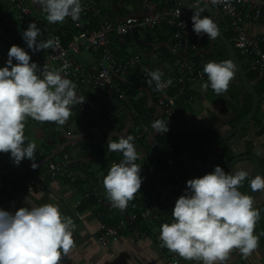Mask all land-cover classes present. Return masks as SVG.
I'll list each match as a JSON object with an SVG mask.
<instances>
[{"label":"crops","instance_id":"obj_1","mask_svg":"<svg viewBox=\"0 0 264 264\" xmlns=\"http://www.w3.org/2000/svg\"><path fill=\"white\" fill-rule=\"evenodd\" d=\"M193 1L195 0H190V3ZM92 4L120 18L131 16L144 17L148 14V12L141 8L138 0H93ZM31 5L34 15L42 21V25L37 24V26L41 29L44 39H51L53 34L62 33L69 27L70 24L65 22L49 24L46 19V13L42 11V6L38 5L37 0H31ZM215 13L216 20L223 32L225 22L217 9H215ZM204 15L206 14H202V18ZM4 20H8L15 34L18 35L20 47L25 48L26 51L31 53L21 37L22 31L27 28H23L21 23L18 22L17 13L11 0H0V24ZM247 30L251 37H264V20L257 24L252 23L251 20H247ZM172 35L173 30L171 31L163 26L159 27L154 32V35L147 40L145 34H140L139 38H126L122 42L117 37H112L111 43L114 46L113 50L115 54L121 59L142 54L148 63L156 64L162 62L170 71L177 68L179 58L173 48ZM135 46L136 49L139 48L140 53H137L136 49H133L134 54L132 52L129 53L128 47ZM6 51V43L0 40V54ZM216 51L215 61L226 60L220 50L217 49ZM205 53L207 56L212 54V52L207 51L206 46ZM35 55L43 59L47 56V50L37 52ZM239 59L243 63L244 71L260 98L258 112L252 123L246 126L240 135L221 143L208 153L205 160V170L208 172L213 171L216 166L222 167L236 157L254 156L260 161L264 173V80L253 73L249 60ZM76 60L85 66V68L94 66L96 62L95 57L87 53L77 56ZM208 60L211 59L208 58ZM50 68L55 70V66ZM170 76L175 77V74L171 72ZM200 85L190 86L184 101L176 115L172 118L179 119L178 131L172 128H169L168 131L169 134H172L173 138L175 137L180 141L177 149V161L180 168L188 172L191 178L204 175L200 170L201 156L204 149L237 126L242 119L249 115L254 106L253 97L245 93L237 73L230 82L227 91L220 95L215 94L210 88L202 92ZM77 94L85 101L83 104H80L81 106L76 105L74 109L72 108L71 114H74L76 118L79 117L78 121H80L81 117H84L87 122L78 127L74 124V119L69 118L60 127L59 132L61 135L57 136L56 140L51 138V142L48 138L45 139V145L36 148L33 159L40 167L46 161L58 157L64 151L81 146L84 148V154L75 162L74 167L78 178L74 181L61 178L51 184L45 193L20 194L13 198L12 201L9 200V189L7 192H0V208L15 211L21 207L38 206L43 203L58 204L61 212L71 217L75 226L73 231L74 246L67 255H64L71 264H173V261L170 260L172 252L167 248H159L161 243L159 240V227L154 224H135L122 235L118 243L113 244L107 249H100L96 245L97 237L105 228L113 222H118L128 217L132 214V211L130 210V212L128 208L124 211L113 209L110 202L106 206H98L93 202L79 209L75 207L76 201L81 198L90 182H96L104 189L102 183L103 177L107 174L111 165L114 162H118L111 158V153L116 154L118 156L116 158H121L122 156L120 153L108 152L106 156L99 157L95 154L98 147H94L96 149L91 148L95 144L100 146L107 144L110 136H112L113 140H116L122 134L133 136L135 130H127L132 121L130 111L112 93L105 92L101 99L90 93L91 100L89 101L85 99L83 91L77 85ZM133 96V100L139 102L138 107L140 110H146L144 112L146 116H144L146 118L145 123L149 127L152 128V123L156 119H167L161 115L153 97L140 93L138 88L134 89ZM86 107H88V110H83ZM107 115H112L116 119L118 127L113 128L112 126L105 125L96 129L95 118ZM51 125L53 126L54 124L52 123ZM138 125L136 123V127ZM34 129L46 131L43 126L32 127L25 125L26 142H32L28 137ZM33 138L37 140L35 136ZM103 141L104 144L102 143ZM137 150L139 156L137 164L141 168V176L143 178L142 187L145 186L146 191L150 190L154 192L165 184L164 179L160 180V182H153L150 178L152 173H160L161 166L156 156L151 153L146 142L141 143ZM1 162V171L6 168V171L11 169L19 172L24 166L29 165L33 161L25 159L19 167H16L9 155L0 154V165ZM97 166L101 170V178L93 170V167ZM185 169H190L191 171L189 170V172ZM239 169H244L248 172V178L240 187V191L246 193L249 181L253 175L254 165L251 161H242L225 172H234ZM39 172L35 171L34 176L30 179L26 178V181L29 182ZM147 179L151 180V182L149 183ZM144 181H148V183ZM27 184L11 186L19 190ZM252 197L255 201L254 207L261 211L264 203V191L253 192ZM137 207H139V210H135V212L143 208L142 206ZM263 231L264 220H258L254 230V234L260 238L257 249L249 256H243L241 259L235 257L234 250H232L223 264H264ZM180 261L181 264H197V262L186 261L182 258H180Z\"/></svg>","mask_w":264,"mask_h":264},{"label":"clouds","instance_id":"obj_2","mask_svg":"<svg viewBox=\"0 0 264 264\" xmlns=\"http://www.w3.org/2000/svg\"><path fill=\"white\" fill-rule=\"evenodd\" d=\"M46 13L49 24L63 23L66 19L78 22L84 11L82 0H37ZM199 2V0H198ZM220 3L222 0H212ZM191 17L192 30L197 36L206 34L215 39L219 28L213 18L196 7ZM21 37L32 54L48 50L58 43L44 39L36 22L22 31ZM15 61V62H14ZM207 80L200 85L202 92L209 88L217 95L227 91L237 68L231 59L209 61L203 66ZM148 85L162 91L172 80L162 79L160 69L149 71ZM77 94V85L61 70L38 66L25 48L12 45L7 60L0 66V153L10 155L14 166L25 160L33 161L36 144L26 142L25 121L51 122L63 126L72 108L84 103ZM168 122L156 119L152 128L157 134L169 131ZM132 135L108 138L107 150L122 154L103 177L106 199L113 209L124 211L136 193L140 192L143 178L136 163L138 150ZM248 172L239 169L226 173L220 166L200 177L188 179L183 193L171 210V222L159 226L161 246L186 261L197 264H223L232 250L247 257L259 244L254 234L261 211L254 207V198L240 191ZM251 192L264 191V173L249 181ZM74 222L61 212L56 203L21 207L15 211L0 208V264H60L74 246Z\"/></svg>","mask_w":264,"mask_h":264},{"label":"built area","instance_id":"obj_3","mask_svg":"<svg viewBox=\"0 0 264 264\" xmlns=\"http://www.w3.org/2000/svg\"><path fill=\"white\" fill-rule=\"evenodd\" d=\"M11 2L17 13V20L23 28L26 29L32 22L42 25V21L33 13L31 0H11ZM92 2L93 0H82L84 11L78 22H73L70 18L64 21L72 24L76 30L67 46L64 45L60 34H53L51 39L58 40V43L47 50V56L43 59L29 52L32 60L41 68L47 65L51 69L50 65H53L55 70H61L62 74H66L70 80L81 87L85 99L89 101L90 93L99 99L107 91L112 93L130 111L132 118L139 115L133 106V98L123 86L130 77H133L138 85V91L153 97L161 115L172 119L184 101L190 86L202 84L207 80L202 69L204 64L211 61L205 53L204 35L197 36L192 30L193 14L184 8L182 0H176L172 4L164 1L161 7L157 6L155 0H138L141 8L148 14L144 17L125 18L114 16L109 11L93 5ZM191 5L196 7L209 5L218 10L225 22L223 33L229 39L236 54L239 58L249 60L253 73L264 80V37H251L247 30V20H251L254 24L264 20V0H222L220 3H213L212 0H199V2L195 0ZM163 26L173 30V48L179 57L175 70L169 71L162 62L150 64L140 55L121 59L115 54L111 43L112 37H117L122 42L126 38H139L140 34H145L147 40L159 27ZM0 40H3L7 47V51L0 54V66H3L7 60L9 48L12 45L20 46L18 35L15 34L8 20L0 24ZM83 53L95 57L94 66L85 68L77 62L76 57ZM156 69L164 73L162 79H171L173 82L162 91H156L154 84H147L150 79L147 73ZM171 72L175 74V77L170 76ZM83 110L87 111L88 107ZM145 120L146 118L142 117L136 127V122L132 119L127 130H135L133 137L136 149L141 143L146 142L150 151L159 158L162 171L156 177L151 174L150 178L153 182L164 179L165 184L145 197L144 208L136 214L132 213L105 228L96 239V245L100 249H107L118 243L122 235L139 222L154 224L157 227L162 223L171 222V210L176 199L185 190L186 181L190 179V174L182 170L177 161V145L179 146L180 141L177 138L161 141L164 133L157 134L145 123ZM95 121L96 129L105 125L118 127L112 115L96 117ZM43 124L44 122L32 119L25 121V125L32 127H41ZM83 154L84 148L77 146L46 161L39 167V174L24 188L19 190L13 186L9 188V200L12 201L20 194L45 193L51 184L61 178L68 181L76 180L78 175L74 170L75 162ZM93 202L98 206L109 204L105 190L96 182H90L81 198L76 201L75 207L79 209ZM159 248L165 247H162L160 243ZM234 255L239 259L243 258L236 249H234ZM170 260L173 264H181L180 257L175 253L171 255ZM60 264L71 263L62 254Z\"/></svg>","mask_w":264,"mask_h":264},{"label":"trees","instance_id":"obj_4","mask_svg":"<svg viewBox=\"0 0 264 264\" xmlns=\"http://www.w3.org/2000/svg\"><path fill=\"white\" fill-rule=\"evenodd\" d=\"M164 1H167V2H169V3H173L174 1H176V0H155V2H156V4H157V6L158 7H161V5H162V3L164 2ZM166 27V26H165ZM167 29H170L169 27H166ZM171 31H172V29H170ZM75 33H76V30H75V28H74V26L72 25V24H70L69 25V27H67L62 33H58V34H60L61 36H62V39H63V43H64V45L65 46H67L69 43H70V41L72 40V37L75 35ZM221 45V47H222V49H223V51H224V53H225V55H226V58H228V55H227V53H226V50H225V48L223 47V45L222 44H220ZM217 62V61H216ZM73 81V80H72ZM74 83H76L75 81H73ZM136 83V81H135V79L133 78V77H130L128 80H127V83L123 86V88H124V90L125 91H127V93L130 95V97H134L133 96V91H134V89H136L137 88V85L135 84ZM76 85H78L77 83H76ZM79 86V85H78ZM80 89H81V87H80ZM138 103L139 102H136V101H134L133 100V106H134V108H135V110H136V112L138 113V115L139 116H137V117H133L132 119L134 120V122H136L137 124H139V122H140V119L142 118V117H144L145 116V114H144V112L146 111L145 109L144 110H140V108L138 107ZM75 108V107H74ZM73 108V109H74ZM86 114V113H85ZM87 115V114H86ZM88 116V115H87ZM146 117V116H145ZM52 123L51 122H44V124H43V128L47 131V130H49L48 132L50 133V137H48V139H49V141L51 142V138H53V139H55L56 140V138H57V136H59L60 134H57L55 131L56 130H58L56 127H55V123H53L54 125L52 126L51 125ZM54 128V129H53ZM59 131V130H58ZM170 139H175V137L173 138L172 137V134H169L168 132L167 133H164V138H162L161 139V141H168V140H170ZM102 140V139H101ZM103 144H104V141L102 142ZM94 147H98V149H97V151L95 152V154L97 155V156H99V157H101V156H106L107 155V153L109 152L108 150H107V144H105V145H98V144H95V145H93L92 146V148L91 149H93ZM94 149H96V148H94ZM177 149H178V145H177ZM116 157H118V156H116V154H114V153H111V158L113 159V160H117L118 162L122 159V156H121V158H116ZM157 158V157H156ZM157 160H158V163H159V165L161 166V162H160V160H159V158H157ZM2 161V160H1ZM103 161H105V160H103ZM32 163L33 162H31L29 165H27V166H24L19 172L18 171H15V170H7L6 171V168L3 170V171H1L2 170V162H1V169H0V192H7L8 191V189L10 188V186L11 185H13V186H16V185H18V184H27V182L28 181H26V178L27 179H30L32 176H34L33 174H35V171L37 172V171H39L38 170V168H39V165L36 163V168H33L32 167ZM107 163V162H106ZM136 163H138L137 161H136ZM161 171H162V166H161ZM6 172V173H5ZM153 175H154V177H156V175H157V172H154V173H152ZM12 177V178H11ZM148 181H149V183L151 182V180H149V179H147ZM148 181H144V182H147L148 183ZM147 188H148V186H147ZM147 189H146V187L144 186V187H142L141 186V189H140V192H138V193H136L135 194V196H134V198H133V200H131L130 202H129V205H128V209H129V211L131 210L132 211V213L133 212H135V210H139L138 208L139 207H137V206H142L143 208H144V205H145V197L149 194V193H151V192H153V191H146ZM141 198V199H139V198ZM136 204V205H135ZM133 208H136V209H133ZM130 211V212H131ZM137 212V211H136ZM136 212L134 213V214H136ZM137 225H141V222H139ZM174 253L172 252L171 253V255H173Z\"/></svg>","mask_w":264,"mask_h":264},{"label":"water","instance_id":"obj_5","mask_svg":"<svg viewBox=\"0 0 264 264\" xmlns=\"http://www.w3.org/2000/svg\"><path fill=\"white\" fill-rule=\"evenodd\" d=\"M183 6L185 9L189 10L192 14H194L195 9H191L188 7V3L191 5L190 0H182ZM200 7H204L206 10L204 13L202 14H206L208 15L210 18H213L215 20V22L218 25L219 28V35L217 36V38H215L220 44L223 45V47L226 50V53L228 55V58L231 59L234 64L236 65L237 68V75L239 76V80L244 88L245 93L251 95L253 97V102H254V106L252 111L249 113V115H247V117H245L244 119H242L240 121V123L235 126L234 128H232L230 131H228L227 133H225L224 135H222L219 139H217L214 143L208 145L201 156V162H200V170L203 174L212 172V171H206L205 170V160L207 158L208 153L218 147L221 143L232 139L233 137L240 135L241 131L248 126L249 124L252 123L254 117L256 116L257 112H258V108H259V104H260V98L258 97L257 93L255 92V88L253 86V84L249 81L248 76L246 74V72L244 71L243 68V63L241 62V60L239 59L238 55L236 54L232 44L230 43L229 39L224 35V33L221 31L219 24L216 20V13H215V9L209 5H202ZM242 161H251L254 165V170H253V175H257L260 173H263V169L261 167V163L260 161L254 157V156H239L234 158L232 161L228 162L227 164L223 165L221 168L226 171L227 169L232 168L233 166H235L237 163L242 162ZM247 194H250L251 196L253 195V192L250 191L249 187L247 189ZM260 220H264V203L261 209V219Z\"/></svg>","mask_w":264,"mask_h":264},{"label":"rangeland","instance_id":"obj_6","mask_svg":"<svg viewBox=\"0 0 264 264\" xmlns=\"http://www.w3.org/2000/svg\"><path fill=\"white\" fill-rule=\"evenodd\" d=\"M203 40H204V43H205V46H206V49H207V51L208 52H212V54L211 55H208V58L209 59H211V61H215V57H216V54H217V49L218 50H220L221 52H222V54L224 55V58H226V55H225V53H224V51H223V49H222V47H221V45H220V43L216 40V39H210V38H208V36L206 35V34H204V36H203ZM114 46L112 45V48H113ZM133 49H136V46L135 47H128V51H129V53H131L132 52V54H134V52H133ZM137 51V53H140L139 52V48H137L136 49ZM138 55H141L142 56V54H138ZM226 60H228L227 58H226ZM53 65H50V67H52ZM70 119H74V124H76L78 127H80V126H82V125H84L87 121H86V119L84 118V117H81V119H80V121H78L79 120V117H75V115L74 114H71L70 115V117H69ZM163 121L165 122V123H167L168 122V128H172V129H174V130H177L178 131V129H179V119L178 118H174V119H172V120H168V119H163ZM55 127L58 129V130H60V127L61 126H58L57 127V125H55ZM58 130H56L55 132L57 133V134H60L61 135V133L58 131ZM49 130H47V131H44V130H40V129H34L33 131H32V134L31 135H29V137H28V139H30V141H32L33 143H35L36 145H37V143H38V145H37V147H40V146H43V145H45V139H47L48 137H50V133L48 132ZM59 135V136H60ZM36 137L37 138V140L35 139V138H33V137ZM48 143V142H47ZM36 147V148H37ZM151 153H153L152 151H151ZM1 155L2 154H6V153H0ZM154 154V153H153ZM7 155H9V154H7ZM10 156V155H9ZM93 170H95V173H97L98 174V176H99V178H101L102 177V175H101V170L99 169V167L97 166V167H93ZM185 170H187V169H185ZM190 170V169H189ZM189 170H187V171H189ZM191 171V170H190ZM189 171V172H190ZM190 179H191V175H190ZM264 232V231H263Z\"/></svg>","mask_w":264,"mask_h":264}]
</instances>
